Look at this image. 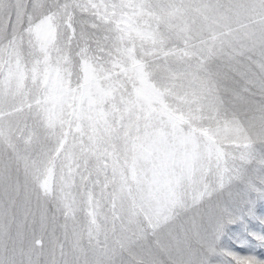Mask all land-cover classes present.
<instances>
[{
    "label": "snow or ice",
    "instance_id": "1",
    "mask_svg": "<svg viewBox=\"0 0 264 264\" xmlns=\"http://www.w3.org/2000/svg\"><path fill=\"white\" fill-rule=\"evenodd\" d=\"M0 264H264V0H0Z\"/></svg>",
    "mask_w": 264,
    "mask_h": 264
},
{
    "label": "rangeland",
    "instance_id": "2",
    "mask_svg": "<svg viewBox=\"0 0 264 264\" xmlns=\"http://www.w3.org/2000/svg\"><path fill=\"white\" fill-rule=\"evenodd\" d=\"M238 251H243L242 249H237Z\"/></svg>",
    "mask_w": 264,
    "mask_h": 264
}]
</instances>
